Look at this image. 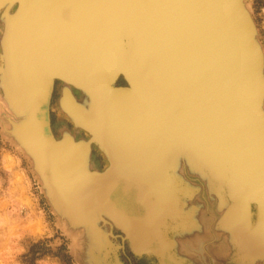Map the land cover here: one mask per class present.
<instances>
[{
	"label": "bare ground",
	"instance_id": "1",
	"mask_svg": "<svg viewBox=\"0 0 264 264\" xmlns=\"http://www.w3.org/2000/svg\"><path fill=\"white\" fill-rule=\"evenodd\" d=\"M249 2L239 0L238 12L251 23ZM7 3H17L10 21ZM3 7L9 81L30 104V141L49 193L62 200L57 212L71 227L87 225V262L108 255L113 233L125 232L140 256L176 255L183 264L175 244L209 209L205 228L229 237L231 263L264 260V52L256 25L243 37L237 11L226 18L234 12L216 0H0ZM240 42L254 63L249 87L235 80ZM228 51L236 59L230 69ZM120 73L129 86L116 85L125 84ZM55 78L96 93L91 118L66 93L60 103L113 165L91 172L88 146L51 140L42 109Z\"/></svg>",
	"mask_w": 264,
	"mask_h": 264
},
{
	"label": "rangeland",
	"instance_id": "2",
	"mask_svg": "<svg viewBox=\"0 0 264 264\" xmlns=\"http://www.w3.org/2000/svg\"><path fill=\"white\" fill-rule=\"evenodd\" d=\"M249 1H251L249 7L252 19L256 23V29L259 30L258 40L264 52V0ZM2 21H5V16L2 17ZM3 26V24L0 25V34L3 31ZM116 85L127 86L119 82H116ZM62 86L61 82L56 81L49 105V119L55 137H59V131L62 128L67 127L72 131L71 124L57 107ZM69 92L80 103L83 102L81 94L75 89H70ZM6 104V101L2 100L0 96V264H91L89 261V263L87 262L85 254L87 243L82 236V231H75L70 226L67 228L58 222L43 197L40 185L27 159L3 134L2 127L5 125V116L10 115ZM80 136H84L83 133ZM94 151L97 150L94 149L93 155H91L92 164L95 168L102 170L106 162L103 161L100 152L97 151L99 154L95 155ZM192 183L195 186H200L196 180ZM60 210L63 216V210ZM208 211L210 213L204 212V216L200 215L198 219L200 228L192 230L193 232L191 231L185 236L188 239L185 238L184 241L178 238L177 250L182 251L181 254L179 251L176 252L185 259V254L191 253L197 257L201 264L203 262H207V264H235L231 263L232 258L229 257L233 252L230 249L229 237L215 230L212 231V233H216L213 236L205 228L210 223L209 215L213 213L211 209ZM62 219L65 220L64 217ZM202 224L203 228H201ZM113 234H115V241L111 242L113 248L111 250H109L110 247L106 248V251L109 252L106 256H104L105 251H100L94 264H152V261L137 260L143 256L147 257L146 259H156L149 254L141 255L138 258L126 246L127 241L126 243L121 242L118 232ZM120 242L121 247H119ZM173 242L176 241L173 240ZM34 244L36 246L33 249L35 252L33 256L31 246ZM77 256H84L82 262L78 260ZM253 264H264V260H257Z\"/></svg>",
	"mask_w": 264,
	"mask_h": 264
},
{
	"label": "water",
	"instance_id": "3",
	"mask_svg": "<svg viewBox=\"0 0 264 264\" xmlns=\"http://www.w3.org/2000/svg\"><path fill=\"white\" fill-rule=\"evenodd\" d=\"M217 3H222V5H224L225 8H227L228 10L230 9L231 11L234 12V16L230 15L229 13H226L227 15L225 16L226 18L228 17H234L237 16V14H235V12L237 11L238 13V17L241 20V22L244 23V28H243V37L245 34V30L248 28V34H250L251 31V27L253 30V26L255 28V24L252 20V22L250 23L247 15L243 12H238V2L239 0H216ZM7 5L9 6H5L6 8L9 7L11 10L8 14H11L9 16L8 21H10V19H12V17L15 14L16 9L14 10V6L17 5V3H15L14 5H12L11 3H7ZM5 7H3L0 10V25L3 24V31H2V36L0 37V96L2 98V100L6 101V105L9 108L10 111V115L5 116V125H3L2 129H3V134L5 135V137L7 139H9L14 146H16V148H18L22 154L24 155V157L27 159L32 172L34 173V175L36 176V179L40 185V190L43 194V197L46 201V203L48 204V206L50 207L52 214L56 217V219L58 220V222L62 225H64L65 227L69 228V226L71 225L70 221L68 219L63 220L60 216V214L57 212V209L55 208L56 206H58L59 204H61L60 202H62V200H60L58 198V195H54L52 196L51 193H49L50 191H52V189L50 188V191L47 189L46 187V178L47 175L46 173H44V168H43V164H41V160L38 159L37 155H35L34 150H36L33 146V142L30 141V135H32L34 133V129H33V125H32V119H31V109H30V104H28L27 102H25L17 93L15 95V90L14 88L11 87L10 84V77H8V73H9V67H10V63L9 60L7 58V54L4 50V45H5V38H6V30L8 28V23L3 22L2 21V15L5 13ZM13 7V9H12ZM240 14H242V17ZM2 21V23H1ZM235 27V26H234ZM258 44V42H257ZM243 45L246 48L245 44H244V40H243ZM242 43L240 42V46L243 49L242 52V62H240L241 66L239 69L238 76L235 78L236 82H238L239 84H241V86H246L249 87L251 84V70L252 67L254 65V63L252 65H249V61L246 59V56H248L247 54V49H245L243 47ZM259 45V44H258ZM229 52L226 54L227 57V63L225 65L226 68L230 69V67H233L236 63V59L234 57V55L230 56ZM249 53V51H248ZM223 57V54H222ZM223 59V58H222ZM247 65H249L248 67H246ZM251 66V70H249V67ZM256 68V67H255ZM241 70V71H240ZM248 71V73H247ZM225 73H227L224 70ZM120 80L124 81L126 85L129 86L126 77L120 73ZM56 81H59L62 83V91L60 92V96L57 100V107L59 112L67 119V121L71 124L72 126V131H70L67 127L62 128L59 131V137H55L54 134L52 133V129H51V123H50V119H49V105L51 103V99L53 97V93H54V88H55V83ZM253 85V84H252ZM259 86V85H258ZM70 89L73 90L75 89L77 92H79L81 94V98L83 100L82 103H80L75 97H73L74 95H70ZM63 93H66L70 96V98L72 99V101L75 103V105L79 108H81V110L83 109L84 113L88 116V117H92L94 116V113L96 112L95 110L96 108V104L98 101V98L96 96V93L91 90V89H85L76 85H73L67 81H64L63 79L60 78H55V82L52 85L51 83V89L49 91V96H48V100L46 101V103L43 106L42 112H43V116H45V121H46V130H47V134L51 137V140L54 142V144L62 146L60 141L64 138V137H68L69 138V142L70 143H76V144H83L84 146H88L86 149V162H87V167L89 169V171L91 172H96L99 169L95 168L92 164V158L91 155H93V150L96 149L98 152L101 153L103 159L105 160L106 164H108V166L113 165L114 160L112 158V154L110 153L109 150H107L104 146H102V144L99 142V140L95 137V134L89 130V128H87L86 126H84L82 123H80L75 116L71 115L70 113H67L66 111L62 110L61 107V98L63 96ZM72 93V92H71ZM78 103V105H77ZM264 110V108L262 109ZM83 133L84 136H80V134ZM82 146V145H81ZM90 156V158H89ZM49 186V185H48ZM44 190H43V189ZM43 190V191H42ZM58 198V199H57ZM254 208H256L254 206ZM60 220V221H59ZM67 221V222H66ZM86 224L85 222H78V226L77 227H71V228H76L78 229V231L81 229H85L86 228ZM77 231V230H75ZM122 233V234H121ZM120 233V240L121 242H125L126 243V237L125 232H121ZM92 241H95V237H93ZM121 242L119 243V247H121ZM128 248L130 249V251L137 257H140V255L132 250V248L130 247V245H127ZM120 249V248H119ZM78 260L82 262L84 256H77ZM106 263V262H105Z\"/></svg>",
	"mask_w": 264,
	"mask_h": 264
},
{
	"label": "crops",
	"instance_id": "4",
	"mask_svg": "<svg viewBox=\"0 0 264 264\" xmlns=\"http://www.w3.org/2000/svg\"><path fill=\"white\" fill-rule=\"evenodd\" d=\"M125 241H127V240H125ZM127 244H128V242H127ZM177 244V243H176ZM175 244V248L177 249V245ZM129 245V244H128ZM185 249V248H184ZM176 251H179V253L181 254V251H180V249H178V250H176ZM173 253V252H172ZM178 253V252H177ZM178 253V254H179ZM174 254V253H173ZM141 257V256H140ZM140 257H138V258H140ZM185 257H186V261L187 262H183V264H201L200 262H198V260H197V257L196 256H193V254H191V253H186L185 254ZM228 257V256H227ZM136 258V257H135ZM147 258V257H146ZM145 258V256H143V257H141L139 260H137V261H141V260H148V261H152V264H161V263H163V264H180L179 263V257H176V255H174V257H172V259L171 260H164V261H162V262H160L157 258L156 259H153V258H148V259H146ZM174 258H176V259H178L179 261H174L173 259ZM203 264H207V262H203Z\"/></svg>",
	"mask_w": 264,
	"mask_h": 264
},
{
	"label": "trees",
	"instance_id": "5",
	"mask_svg": "<svg viewBox=\"0 0 264 264\" xmlns=\"http://www.w3.org/2000/svg\"><path fill=\"white\" fill-rule=\"evenodd\" d=\"M35 246H36V244H34V245L31 246V251H32L33 256H34V253H35V252L33 251V249H34ZM31 251H30V252H31Z\"/></svg>",
	"mask_w": 264,
	"mask_h": 264
},
{
	"label": "flooded vegetation",
	"instance_id": "6",
	"mask_svg": "<svg viewBox=\"0 0 264 264\" xmlns=\"http://www.w3.org/2000/svg\"><path fill=\"white\" fill-rule=\"evenodd\" d=\"M94 154H95V155H96V154L98 155L99 153H98L97 151H94ZM101 157H102V156H101ZM102 158H103V157H102Z\"/></svg>",
	"mask_w": 264,
	"mask_h": 264
}]
</instances>
